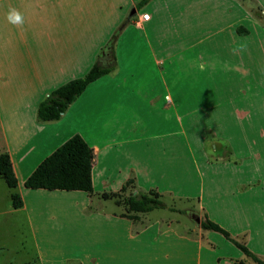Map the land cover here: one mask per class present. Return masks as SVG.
<instances>
[{
  "label": "crops",
  "instance_id": "crops-1",
  "mask_svg": "<svg viewBox=\"0 0 264 264\" xmlns=\"http://www.w3.org/2000/svg\"><path fill=\"white\" fill-rule=\"evenodd\" d=\"M119 1L0 0V151L8 154L17 178V187L9 190L23 201L20 209L10 210L28 212L25 180L79 135L92 149V191L70 196L83 199L79 207L94 225L100 220L110 229L98 238L97 264H256L200 224L160 215L161 210L129 213L121 202L129 180L134 194L154 191L197 204L204 219L263 261L264 247L250 246L252 239H264L263 218L254 228L248 219L236 226L241 219L236 209L245 203L264 210V169L258 167L264 159V57L258 52L264 0H246V9L233 0H150L140 14L135 7L142 0H130L127 7ZM128 7L134 12L126 18ZM11 8L23 14V26L7 21ZM143 14L150 20L143 21ZM124 19L126 27L113 44V70L90 83L58 120L40 121L39 104L85 76ZM129 28L137 38L123 47L136 49L135 71L119 55ZM99 32L104 34L97 39ZM119 76L122 83L134 78L135 89L111 86ZM162 81L170 84L161 87ZM11 97L19 102L13 104ZM159 108L176 113L177 127L185 122V194L167 183L183 160L179 139L158 146V134L151 133L158 128ZM180 111L186 114L179 116ZM159 160L170 167L158 170Z\"/></svg>",
  "mask_w": 264,
  "mask_h": 264
},
{
  "label": "rangeland",
  "instance_id": "rangeland-1",
  "mask_svg": "<svg viewBox=\"0 0 264 264\" xmlns=\"http://www.w3.org/2000/svg\"><path fill=\"white\" fill-rule=\"evenodd\" d=\"M130 0H120L119 2L127 7ZM239 6L246 9V0H233ZM138 2V6L135 7L137 14L142 12L144 7ZM244 2V3H243ZM260 6V5H259ZM230 7V6H228ZM133 7H128L126 11V18L129 14L134 11ZM125 18V19H126ZM119 24L115 30L112 32L111 37L107 43L115 44L117 39H120L122 30L126 27V20ZM262 25V23H259ZM105 29V27L103 28ZM108 31H105L107 34ZM92 38H93V33ZM104 33H96V38L99 39ZM262 40L259 48V56L264 57V32L259 34ZM82 41L85 40V33H81ZM137 38L136 31L129 28L127 33L121 38V47L119 49L120 57L123 55L125 57L128 67H132L135 71V64L132 63L136 58V49L129 47H123L125 43L135 42ZM263 44V47H261ZM106 45V46H107ZM103 49H100V54L98 53V58L101 56ZM123 51V52H122ZM122 54V55H121ZM98 60V59H97ZM263 66L261 72L264 73V58L261 59ZM97 62V61H96ZM128 74V72H127ZM130 74V73H129ZM123 75H125L123 73ZM121 76L116 79L111 86L121 87L126 90L135 89V79L129 80L127 82L120 81ZM165 84H170L169 81H162L161 87H166ZM159 87V84H158ZM13 104L18 103V97L10 98ZM132 112H129V125L133 122ZM179 116L185 115V112H178ZM172 116V122L170 123L168 117ZM176 113L173 110L165 111L162 108L158 109V128H152L151 133L158 134V146H160L162 141L164 145L170 142L171 139L178 138L179 150L178 154L183 160L178 162V170L173 169L172 178L167 180L170 183V187L173 190L186 193V171H185V151H186V131L185 122L182 126L177 127L175 123ZM139 127V126H138ZM130 128V127H129ZM19 130V129H18ZM26 131V132H25ZM27 133V129H20L19 134L24 135ZM131 133V128H130ZM1 150V141H0ZM184 151V153H183ZM1 154V151H0ZM169 163L167 161H158V170L164 169V171L169 168ZM260 171L264 169V159L258 163ZM198 187V186H197ZM134 187L128 185L124 194L121 197L125 198L131 192H133ZM23 195L24 200L28 206V212L25 211H15L12 212L11 202H10V190L5 185L4 181L0 178V264H76L74 262V257L83 261L84 264H97L96 260L102 246V242L99 241V237H102L110 229L106 227L105 223H101L97 220V224H93L90 219H88L87 212H82L80 205L83 199L78 196H70V192H48L43 190H29L26 189ZM159 194V193H158ZM161 197V201L165 204L166 209H161L160 215L168 217H178L180 220H184L187 223L200 224L203 218V214L196 208L197 204L182 200L174 201L170 196ZM264 197V195L262 196ZM243 204V203H242ZM239 204L237 211L239 212L240 220L236 226L245 223L246 219L250 222L251 228L255 226H260L257 223L258 219L263 218L264 220V210L262 208L252 207L247 208V204ZM110 203L105 204V209L110 210ZM227 206V205H226ZM227 207H225L226 209ZM163 210V211H162ZM155 211V210H154ZM155 214H158L156 210ZM198 218L197 223L195 219ZM95 233V236L93 234ZM264 235V228L261 232ZM95 237V238H94ZM258 237V236H257ZM91 238H94L91 240ZM80 241V242H79ZM97 241V242H95ZM230 241V240H229ZM250 246L252 248H259L260 250L264 247V239H252ZM226 250V249H225ZM225 252V251H224ZM227 252V251H226ZM43 256L44 261L42 263L41 257ZM264 262V259H263ZM98 264H101L98 262ZM239 264V263H238ZM244 264V263H240Z\"/></svg>",
  "mask_w": 264,
  "mask_h": 264
},
{
  "label": "trees",
  "instance_id": "trees-1",
  "mask_svg": "<svg viewBox=\"0 0 264 264\" xmlns=\"http://www.w3.org/2000/svg\"><path fill=\"white\" fill-rule=\"evenodd\" d=\"M150 0H142L143 6ZM242 30V31H241ZM245 33L244 29L239 30ZM113 43H109L103 50L101 56L85 76L72 80L51 92L38 106L37 118L42 122L58 120L66 111L68 106L85 90V88L100 77L110 73L114 68ZM92 149L79 136L75 135L57 148L50 156L45 158L25 180L23 186L29 190L46 191H92ZM0 178L8 189L14 190L17 187V178L12 168L8 154H0ZM133 181L129 180L123 187L122 192ZM113 195L103 194V198ZM10 201L13 209H20L23 201L17 192L10 193ZM122 205L129 213L146 214L153 210L166 209L165 204L157 192H131L122 201ZM203 231L220 233L229 239L242 253L256 264H264L251 253L245 246L233 241L229 235L216 223L204 219L200 222Z\"/></svg>",
  "mask_w": 264,
  "mask_h": 264
},
{
  "label": "clouds",
  "instance_id": "clouds-1",
  "mask_svg": "<svg viewBox=\"0 0 264 264\" xmlns=\"http://www.w3.org/2000/svg\"><path fill=\"white\" fill-rule=\"evenodd\" d=\"M144 19L150 20V16L146 14ZM7 21L13 26L20 27L23 26L24 24V16L18 9L11 8L9 9V12L7 14ZM198 67L200 68L201 71L205 70V66L203 64H200Z\"/></svg>",
  "mask_w": 264,
  "mask_h": 264
},
{
  "label": "built area",
  "instance_id": "built-area-1",
  "mask_svg": "<svg viewBox=\"0 0 264 264\" xmlns=\"http://www.w3.org/2000/svg\"><path fill=\"white\" fill-rule=\"evenodd\" d=\"M145 15H146V14H143V15H142V20H143V21H148V20H145V19H144ZM147 15H148V14H147ZM148 16H149V15H148Z\"/></svg>",
  "mask_w": 264,
  "mask_h": 264
},
{
  "label": "water",
  "instance_id": "water-1",
  "mask_svg": "<svg viewBox=\"0 0 264 264\" xmlns=\"http://www.w3.org/2000/svg\"><path fill=\"white\" fill-rule=\"evenodd\" d=\"M133 12H134V11H133ZM195 221L198 223V222H199V219H198V218H196V219H195Z\"/></svg>",
  "mask_w": 264,
  "mask_h": 264
}]
</instances>
